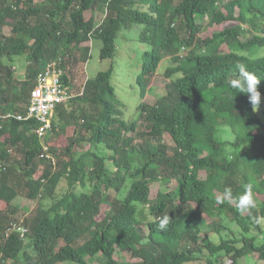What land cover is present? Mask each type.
Instances as JSON below:
<instances>
[{"label":"trees","instance_id":"1","mask_svg":"<svg viewBox=\"0 0 264 264\" xmlns=\"http://www.w3.org/2000/svg\"><path fill=\"white\" fill-rule=\"evenodd\" d=\"M136 24L149 47L136 87L145 97L169 60L165 93L141 101L137 120H127L114 68L100 71L58 108L48 139L56 164L41 158L39 123L16 118L27 113L39 75L62 58L71 85L76 50L99 39L101 58L114 59L120 33ZM263 51L264 0H0V264L264 260V226L254 222L264 217V120L227 83L238 63L264 79ZM22 56L27 75L19 80L13 66ZM259 91L264 96V80ZM225 125L233 140L222 138ZM169 181L173 190L151 197L155 183ZM249 183L257 209L240 214L235 199L217 203L226 187L238 197ZM19 195L38 201L23 218ZM13 222L28 229L24 237L9 231Z\"/></svg>","mask_w":264,"mask_h":264},{"label":"rangeland","instance_id":"2","mask_svg":"<svg viewBox=\"0 0 264 264\" xmlns=\"http://www.w3.org/2000/svg\"><path fill=\"white\" fill-rule=\"evenodd\" d=\"M41 1V0H39ZM105 18V13L100 11L98 13L97 24L103 21ZM142 30V26L134 25L132 30H124L120 33L118 39V53L114 59H102L101 58V50L103 47V43L99 39H95L94 41L86 42L82 45L83 49H78L75 51L77 61H73L71 65L70 78L73 82L74 94H78L81 92L89 78H94L100 71H105L114 68V75L112 78V82L116 87L117 94L119 99L122 101L121 109L125 112V117L127 120H135L139 114L137 109L138 105L141 101H148L151 104H154L164 93L166 88V83L168 82V78L165 76L164 72L166 71L170 61L166 60L162 63V73L158 74L151 85L149 92L142 97L139 93L138 88L136 87V81L140 74L142 62H143V54L149 49V47L139 41V34ZM6 33L11 34L10 27L6 28ZM210 33L206 31L203 33V36H207ZM264 54V51L262 52ZM14 62V69L16 70L17 79H24L27 75V63L28 59L25 56L16 57ZM259 114L264 120V96H261V102L258 109ZM221 136L224 140H233L235 135L230 126H222ZM166 143L170 145H174L173 140L169 135L165 137ZM140 143V141H138ZM12 153L17 154L16 151H12ZM247 160L252 159V156L249 154L245 155ZM44 165H40V170H43ZM204 177V176H202ZM152 188V195L154 197L159 190L163 191H171L176 187V183L173 181L163 182V183H155ZM62 187L68 188V181L63 180ZM79 190V189H78ZM113 194L116 193L115 189H111ZM112 195V194H111ZM18 205L17 216L20 218L25 217V215L30 214V211L33 210L38 201L30 200L25 196L19 195L16 197L15 204ZM222 220L229 227H232L236 231H240L241 229L238 227V224L234 222L232 218L228 215H223ZM264 226V223H263ZM216 235V233H214ZM217 238L219 235H216ZM92 264L96 262V260L91 261ZM204 261H194L190 264H204ZM239 264H264V260L258 259L253 255H248L242 258L239 261Z\"/></svg>","mask_w":264,"mask_h":264},{"label":"clouds","instance_id":"3","mask_svg":"<svg viewBox=\"0 0 264 264\" xmlns=\"http://www.w3.org/2000/svg\"><path fill=\"white\" fill-rule=\"evenodd\" d=\"M187 51L188 50L185 47H183V50H182L180 55L183 56L185 53H187ZM60 59H61V63H62V58H60ZM236 69H237L236 77L232 78V79H229L227 81L229 87L231 89L236 90L237 93L247 94L249 96V100H250L251 104L253 105V110L254 111L258 110L259 106H260V102H261V92L259 91V85H260L261 81L264 80V79H261L256 73L250 71L248 69V67L245 64H243V63H238L236 65ZM64 75H65V73H64ZM69 78H70V75H69ZM70 80H71V78H70ZM36 82L34 84V87L36 85ZM73 85L74 84H73V82L71 80V85H69V86H71L72 89L74 90ZM33 88H32V90H33ZM84 88H85V86H84ZM84 88H83V90L81 92H78V94H75L74 97L77 96V95L83 94ZM31 97H32V91H31ZM30 101H31V98H30ZM69 101L66 102V103H62V104L58 105L56 113H55V115L52 118V127L43 136H41L38 133V129L40 127V123L38 121L34 120V119H31V118L27 119L26 118L27 114L29 112V107H28L27 113L25 115L21 114V115L16 116V118H18L19 120H27V121H30V120L32 121L33 120V121H36L37 123H39V127L35 130V133L38 135V137L40 138L41 143H42V152L40 153V157L41 158H47L48 160H51L52 163H54V164H56V162H57L56 161V156H55V153L51 151V144L48 143V139L52 137L54 122H60V115H59V112H58L59 106H61V105H65L66 106V105L69 104ZM29 106H30V103H29ZM137 109H138V107H137ZM10 116H12V115L11 114L7 115V117H10ZM19 116H21L22 118H19ZM137 118H138V116H137ZM137 118L135 120H137ZM131 119L132 118H130V120ZM42 154H46V156H42ZM43 169H44V167H43ZM234 199H235V206H236V208H237V210L239 211L240 214H243L245 212H250V211L258 208V203L259 202L255 198L254 191H253V185L251 183H249L248 185L245 186L243 193L240 194L238 197H234L232 189L230 187H226L224 189L223 194L220 195V196H217V198H216L218 204H222V203H225V202H227L229 204H232ZM169 222H170V216L166 215L163 218H161L159 220V223H158L159 229L162 230V231L166 230L168 225H169ZM254 222L257 225H261L262 223H264V217L257 216V217L254 218ZM12 230L20 231L22 237H24L25 234L28 231V229L26 227H23L21 225H17L15 222H13L12 223V227L9 228L10 232Z\"/></svg>","mask_w":264,"mask_h":264},{"label":"built area","instance_id":"4","mask_svg":"<svg viewBox=\"0 0 264 264\" xmlns=\"http://www.w3.org/2000/svg\"><path fill=\"white\" fill-rule=\"evenodd\" d=\"M64 73L61 59L50 62L46 70L39 75L32 90L26 118L34 119L40 123L38 133L41 136L52 127V118L58 105L68 102L75 95L72 87L63 80ZM19 118L22 117L19 116ZM42 156H46V154H42Z\"/></svg>","mask_w":264,"mask_h":264}]
</instances>
